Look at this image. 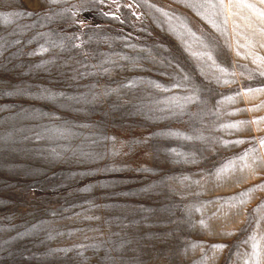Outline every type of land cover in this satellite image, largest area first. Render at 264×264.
Wrapping results in <instances>:
<instances>
[{"label":"rangeland","instance_id":"374dc122","mask_svg":"<svg viewBox=\"0 0 264 264\" xmlns=\"http://www.w3.org/2000/svg\"><path fill=\"white\" fill-rule=\"evenodd\" d=\"M0 264H264V2L0 0Z\"/></svg>","mask_w":264,"mask_h":264},{"label":"snow or ice","instance_id":"6c2138e0","mask_svg":"<svg viewBox=\"0 0 264 264\" xmlns=\"http://www.w3.org/2000/svg\"><path fill=\"white\" fill-rule=\"evenodd\" d=\"M261 2H264V0H261Z\"/></svg>","mask_w":264,"mask_h":264}]
</instances>
